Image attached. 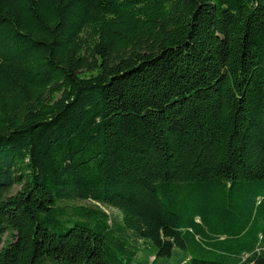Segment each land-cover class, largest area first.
<instances>
[{"label":"trees","instance_id":"obj_1","mask_svg":"<svg viewBox=\"0 0 264 264\" xmlns=\"http://www.w3.org/2000/svg\"><path fill=\"white\" fill-rule=\"evenodd\" d=\"M173 262L264 264V0H0V264Z\"/></svg>","mask_w":264,"mask_h":264},{"label":"rangeland","instance_id":"obj_2","mask_svg":"<svg viewBox=\"0 0 264 264\" xmlns=\"http://www.w3.org/2000/svg\"><path fill=\"white\" fill-rule=\"evenodd\" d=\"M18 188H19V186H14L13 189L11 190V193L15 192ZM73 203H84V202H82V201H73ZM103 208H104L105 211L109 212L111 214V216H114L115 218H119V214H118L117 210H115L113 208L110 209L107 206H104ZM172 264H175V262H173Z\"/></svg>","mask_w":264,"mask_h":264}]
</instances>
